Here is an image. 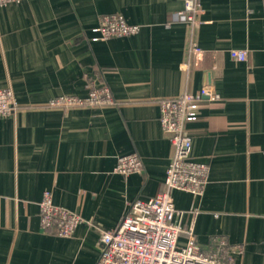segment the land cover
Masks as SVG:
<instances>
[{
  "label": "crops",
  "instance_id": "0c3cea01",
  "mask_svg": "<svg viewBox=\"0 0 264 264\" xmlns=\"http://www.w3.org/2000/svg\"><path fill=\"white\" fill-rule=\"evenodd\" d=\"M199 24L176 21L183 0H24L0 8V90L19 104L0 117V264H96L100 231L130 202L164 190L172 157L158 101L211 85L220 95L186 126L191 160L208 166L201 196L171 191L176 223L202 252L226 247L229 264H264V12L261 0H202ZM120 14L135 35L92 42L98 17ZM200 48L193 52L192 45ZM244 50V62L230 51ZM106 85L114 104L67 110L60 96ZM135 153L139 173H113ZM83 223L69 237L40 227L38 203ZM181 234L178 245L184 246ZM234 248H239L237 251Z\"/></svg>",
  "mask_w": 264,
  "mask_h": 264
},
{
  "label": "built area",
  "instance_id": "2783aa9c",
  "mask_svg": "<svg viewBox=\"0 0 264 264\" xmlns=\"http://www.w3.org/2000/svg\"><path fill=\"white\" fill-rule=\"evenodd\" d=\"M24 0H0V8L17 5ZM202 0H183V10L174 14L176 21L191 27L199 24ZM264 12V0H261ZM136 25H129L120 14L98 17L92 42L107 41L135 35ZM193 52L200 48L192 45ZM230 57L244 62V50L230 51ZM87 95L60 96L47 102L52 109L67 110L77 107H105L114 104L110 89L101 83L89 81ZM220 95L211 85H203L195 93L181 92L173 98L158 101L159 122L162 131L169 136L172 157L165 171L164 190L148 200L136 199L128 205L118 226L112 231H100L99 258L96 264H229L221 258L226 244L219 241L212 252L205 254L197 245L192 226L184 229L176 223L171 191L177 190L201 196L208 180V166L191 160V139L186 126L200 118L204 103L220 101ZM19 104L11 89L0 90V117L17 112ZM142 160L135 154L119 156L113 173L129 175L142 170ZM40 227L60 237H69L80 224H91L78 214L55 206L49 191H45L38 203ZM181 234L186 235L184 246L178 245ZM241 251L239 248H234Z\"/></svg>",
  "mask_w": 264,
  "mask_h": 264
}]
</instances>
